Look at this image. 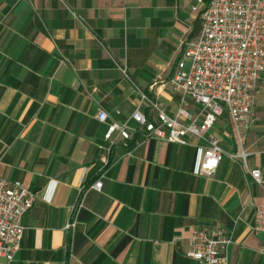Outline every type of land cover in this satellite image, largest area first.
Returning a JSON list of instances; mask_svg holds the SVG:
<instances>
[{"label": "crops", "instance_id": "1", "mask_svg": "<svg viewBox=\"0 0 264 264\" xmlns=\"http://www.w3.org/2000/svg\"><path fill=\"white\" fill-rule=\"evenodd\" d=\"M208 2L0 0V176L35 193L7 264H202L183 254L201 227L230 235L226 264H264V236L251 228L264 187L250 175L264 178V89L246 165L228 156L239 147L226 111L205 133L224 151L211 176L197 173L206 140L148 137L131 118L136 108L154 115L141 93L174 116L180 96L169 80ZM110 120L131 130L107 152Z\"/></svg>", "mask_w": 264, "mask_h": 264}, {"label": "built area", "instance_id": "2", "mask_svg": "<svg viewBox=\"0 0 264 264\" xmlns=\"http://www.w3.org/2000/svg\"><path fill=\"white\" fill-rule=\"evenodd\" d=\"M118 68L126 73L125 66ZM169 83L180 96L174 116H169L159 101L141 93V99L148 102L154 115L149 120L134 109L131 118L138 127L148 137L169 143L193 145L196 139L206 140L197 173L211 176L224 151L213 133H205L226 111L239 147L238 152L228 156L241 159L246 165L248 153L244 144L255 119L256 97L264 89V0H209L200 13L198 35L185 43ZM108 118L105 111L99 112L100 121ZM130 130L126 121L110 120L104 134L108 143L104 150L109 152L117 137L128 139ZM101 160L106 164V155ZM250 175L264 187L258 168L251 169ZM101 186L100 180L91 185L96 190ZM34 200L35 193L21 181L0 176V259L4 258L5 264L13 260L20 248L25 228L21 219ZM81 200L82 189L72 210L79 207ZM75 225V218L70 217L64 229L72 231ZM251 228L264 236V203L255 207ZM230 242V235L221 228H195L187 237L183 254L202 264H226L225 249ZM260 251L264 255V244Z\"/></svg>", "mask_w": 264, "mask_h": 264}]
</instances>
